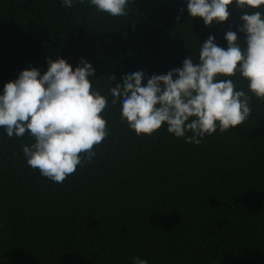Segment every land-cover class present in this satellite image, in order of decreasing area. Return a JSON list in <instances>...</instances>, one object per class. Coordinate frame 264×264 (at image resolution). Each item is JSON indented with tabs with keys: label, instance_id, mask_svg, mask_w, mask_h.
<instances>
[{
	"label": "trees",
	"instance_id": "trees-1",
	"mask_svg": "<svg viewBox=\"0 0 264 264\" xmlns=\"http://www.w3.org/2000/svg\"><path fill=\"white\" fill-rule=\"evenodd\" d=\"M128 7V16L112 17L89 0L71 8L62 0H0V95L24 70L45 74L49 58L74 70L83 59L95 69L93 87L108 96L109 132L92 162L61 184L27 164L23 147L33 137L9 138L0 128V264H133L135 257L264 264V100L248 82L233 78L251 96L249 120L199 145L167 125L137 136L108 93L137 70L151 77L182 68L189 56L198 62L209 36L226 50L231 30L244 47L246 10L233 4L229 21L206 26L190 16L187 0H129Z\"/></svg>",
	"mask_w": 264,
	"mask_h": 264
},
{
	"label": "clouds",
	"instance_id": "clouds-1",
	"mask_svg": "<svg viewBox=\"0 0 264 264\" xmlns=\"http://www.w3.org/2000/svg\"><path fill=\"white\" fill-rule=\"evenodd\" d=\"M73 3L62 0L69 8ZM233 4L246 10L239 28L245 34L244 47L231 30L225 35L226 50L209 36L200 47L198 62L189 56L182 68L151 77L137 70L123 76V84L108 89L111 104L120 103L121 119L137 136L150 137L167 125L169 134L199 145L217 130L223 134L243 126L252 114L251 96L237 90L233 82L237 73L248 82L251 94L264 100V0H187V11L211 26L229 21ZM89 5L112 17L129 15V0H89ZM48 65L43 75L36 68L24 70L4 86L0 128L9 138L26 133L33 137L35 142L23 147L27 164L62 184L78 167L92 162L94 149L109 135L103 117L108 96L93 87L91 63L82 59L74 70L59 57L49 58ZM133 264L148 261L135 257Z\"/></svg>",
	"mask_w": 264,
	"mask_h": 264
}]
</instances>
